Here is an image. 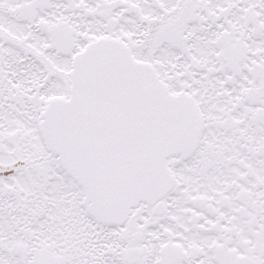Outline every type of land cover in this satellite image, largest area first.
Here are the masks:
<instances>
[{
  "label": "snow or ice",
  "instance_id": "6c2138e0",
  "mask_svg": "<svg viewBox=\"0 0 264 264\" xmlns=\"http://www.w3.org/2000/svg\"><path fill=\"white\" fill-rule=\"evenodd\" d=\"M0 264H264V0H0Z\"/></svg>",
  "mask_w": 264,
  "mask_h": 264
}]
</instances>
